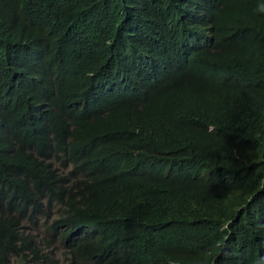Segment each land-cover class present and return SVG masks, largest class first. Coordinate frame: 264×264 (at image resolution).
Segmentation results:
<instances>
[{
  "label": "clouds",
  "instance_id": "clouds-1",
  "mask_svg": "<svg viewBox=\"0 0 264 264\" xmlns=\"http://www.w3.org/2000/svg\"><path fill=\"white\" fill-rule=\"evenodd\" d=\"M119 2L124 6L122 26L111 29L106 27L108 19L94 12L63 26L52 15L30 23L31 18L7 8L10 20L0 23V56L19 66L14 73L3 68L0 73L9 83L0 89V159L6 157L14 166L0 174V256L9 249L22 256L20 262L9 256V264H104L107 259L87 246L88 257L80 261L73 246L88 241L94 249L105 238L104 226L114 221L132 235L175 231L181 211L168 208L162 184L174 171L171 155L216 153L233 140L232 133L225 137L222 130L208 125L202 131L206 139H198L197 145L182 142L171 148L164 133L208 120L184 109L171 114L153 111L155 99L165 93L177 98L183 94L186 101L200 105L208 101L201 61L215 52L214 9L220 0ZM146 8L159 12L160 19L151 27H139L153 21L150 14L143 16ZM231 30L234 33L226 40H235L216 53L230 55L244 38L235 20ZM128 106L146 125L135 122L134 134L116 122L122 130L104 140L103 117L110 113L119 117ZM71 119L87 122L80 131L93 144L96 175L90 176L76 136L67 130ZM233 143L231 156L246 166L254 153L240 150L238 135ZM22 151L30 170L52 178L42 191L38 183L26 179L25 167L11 161ZM22 176L28 187L24 193ZM236 180L216 169L181 179L191 206L186 218L225 200L228 186ZM191 181L200 187L187 189ZM212 181L219 186L206 190ZM262 191L264 184L233 209L234 217L221 230L251 203L257 204ZM97 208L90 222L74 220ZM259 224L254 263L264 264V216ZM120 251L116 242L107 246V255Z\"/></svg>",
  "mask_w": 264,
  "mask_h": 264
},
{
  "label": "trees",
  "instance_id": "trees-1",
  "mask_svg": "<svg viewBox=\"0 0 264 264\" xmlns=\"http://www.w3.org/2000/svg\"><path fill=\"white\" fill-rule=\"evenodd\" d=\"M119 1L0 0V23H8L10 20L7 8L16 9L26 18H31L30 23L52 15L56 24L63 26H66L69 20L80 19L94 12L108 19L106 27L111 29L122 26L120 11L124 6ZM125 2L134 5L137 0ZM142 14L143 16L150 14L153 21L139 24V27L144 25L151 27L160 19L159 12L151 11L149 8L143 10ZM234 20L241 28L244 38L238 40L230 49L232 51L230 55L224 52L216 53L221 48L231 46L235 40H226V36L234 33L231 30ZM214 23L217 29L215 52L210 51L206 54V58L201 61L204 73H200L205 82L202 89L209 95L208 101L200 105L186 101L188 98L183 94L181 98H177L175 95L165 93L155 99L153 111L171 114L177 109H184L194 116L208 120L191 121L183 127L164 133L169 147L179 146L182 142L197 145L200 142L198 139H206L202 131L208 125H213L216 129L222 130L225 137L232 133L234 140L238 135L240 150L247 148L254 153L250 162L244 166L243 162L231 156L230 151L236 148L233 140L231 143L220 145L219 147L223 148L216 153L214 150L189 158L171 155V162L175 165L174 171L162 184L170 197L166 195L164 199L170 202L168 208L181 211V217L176 223L177 229L147 236L132 235L125 232L119 222L114 221L111 225L104 226L105 238L96 244L94 249H90L88 241L86 245L82 242L81 245L73 246L80 261L85 256L88 257V248L91 252L106 258L104 264H255L257 242L260 237L259 218L264 216V191L257 204L251 203L242 216L234 219L227 229L221 230V227L226 220L234 217L233 209L240 206L255 191H259L264 184V160L261 156L264 155V0H220V6L214 9ZM18 67L16 60L8 62L0 56V73L2 68L8 69L7 73L14 70V73ZM235 79L242 83L237 84ZM8 84V79L0 76V89L6 88ZM103 121L100 125L104 128V140L122 130L117 123L134 134L135 122L146 125L143 117L135 118V111L129 106L123 115L116 117L110 113L109 117H103ZM86 127L85 120L71 119L67 130L76 136L78 146L87 159L86 167L91 176L97 174V168L92 162L93 144L80 131ZM12 156H14L12 162L25 167L26 179L32 184L38 183L39 191L52 184V178L46 173L40 174L29 169L24 163L28 160L23 151ZM11 167L14 166L6 157L0 159V174ZM210 169L236 176L237 180L228 186L225 200L203 207L186 218L188 207L191 206L186 202L187 193L180 180L192 174L201 175ZM26 179L22 176L20 182L23 193L28 189ZM217 186L219 183L212 181L206 190ZM185 187L196 190L200 184L191 181ZM97 214L98 208L92 209L74 217V220L87 223L90 222L92 215ZM225 235L227 238H224ZM110 242H116L121 251L107 255V246ZM9 256H15L16 262L22 259L20 254L9 249L0 256V264H9Z\"/></svg>",
  "mask_w": 264,
  "mask_h": 264
}]
</instances>
